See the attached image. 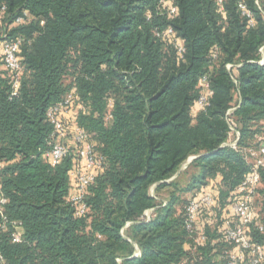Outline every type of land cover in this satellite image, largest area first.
I'll return each instance as SVG.
<instances>
[{"label": "trees", "instance_id": "1", "mask_svg": "<svg viewBox=\"0 0 264 264\" xmlns=\"http://www.w3.org/2000/svg\"><path fill=\"white\" fill-rule=\"evenodd\" d=\"M15 39V90L0 60V264H225L224 223H238L230 206L264 134V0H0V44ZM69 92V155L51 164L46 111ZM74 127L103 158L80 215ZM259 175L247 233L264 246ZM204 192L195 246L184 207Z\"/></svg>", "mask_w": 264, "mask_h": 264}, {"label": "built area", "instance_id": "2", "mask_svg": "<svg viewBox=\"0 0 264 264\" xmlns=\"http://www.w3.org/2000/svg\"><path fill=\"white\" fill-rule=\"evenodd\" d=\"M165 3V0H161ZM220 3L221 0H218ZM244 10V5H239ZM245 11V10H244ZM176 13V8L171 6L168 9V14ZM248 15V13H247ZM21 21V19H17ZM252 20L249 24H252ZM161 36H167L177 48L178 54L183 52V46L180 40H178L171 28L164 31ZM20 39L12 41H5L0 44V60L3 65L14 76V90L18 86V77L20 74L21 66L17 56ZM229 67V66H228ZM202 84V93L196 100V105L199 108H203L207 104L208 97L211 95V91L208 88L207 82L203 79L200 80ZM73 100V92H69L64 99L52 106L46 111L47 120L52 125V131L49 136V150L46 152V156L50 159L51 164H58L69 155V146L66 137V125L64 118L69 115V107ZM233 108L228 110V114L232 112ZM264 125V122H263ZM234 129L231 127L230 134H234ZM229 134V135H230ZM237 137V135L235 136ZM231 142L224 144L235 147L236 138ZM72 140L76 146L75 150V166L68 172L69 180L73 185L72 192L69 195V201L77 206L76 214L80 215L85 213L86 204L84 199L87 195V189L89 185L94 181L95 171L100 169L103 164V158L96 153L94 146L89 141V135L86 131L79 127H74L72 132ZM257 140L259 146L256 150H249L251 160L249 161L250 170L245 179L236 188V197L230 206L232 215L237 219L236 224H233L231 220H227L224 223L225 231L223 241L231 244L233 247L225 249L223 256L226 259L225 264H261L264 261V246L254 243L248 236L247 229L252 224L256 217V210L254 209V201L256 189L260 185L259 168L264 166V134L260 135ZM6 199L0 195V215L5 219L2 214L3 205ZM214 204V198L211 193L204 192L199 193L194 199H190L185 207V228L192 235L194 245L203 242L205 236L202 233L194 234L196 230V223H199L196 213L201 205L210 207ZM150 211L145 213L146 220L149 219ZM15 230L12 232L13 240L20 239V227L18 223ZM3 227V226H2ZM139 252L136 253L138 255ZM176 264H184L183 261Z\"/></svg>", "mask_w": 264, "mask_h": 264}, {"label": "water", "instance_id": "3", "mask_svg": "<svg viewBox=\"0 0 264 264\" xmlns=\"http://www.w3.org/2000/svg\"><path fill=\"white\" fill-rule=\"evenodd\" d=\"M224 146L226 145V144H223ZM195 158V156H191V157H189L183 164H182V166L180 167V169L178 170V172L183 168V167H186L190 162H191V160H193ZM155 186V185H154ZM151 190H153V188L151 189ZM136 249H137V247H136ZM138 252V249L136 250V253Z\"/></svg>", "mask_w": 264, "mask_h": 264}, {"label": "rangeland", "instance_id": "4", "mask_svg": "<svg viewBox=\"0 0 264 264\" xmlns=\"http://www.w3.org/2000/svg\"><path fill=\"white\" fill-rule=\"evenodd\" d=\"M233 139H234V138H233V135L230 134V135L228 136V141L231 142ZM248 160L250 161V160H251V157H248ZM184 169H185V167H183L180 171H182V170H184ZM164 194H165V192H163L162 195H164ZM255 203H256V202H255ZM254 209L256 210V205H254Z\"/></svg>", "mask_w": 264, "mask_h": 264}, {"label": "crops", "instance_id": "5", "mask_svg": "<svg viewBox=\"0 0 264 264\" xmlns=\"http://www.w3.org/2000/svg\"><path fill=\"white\" fill-rule=\"evenodd\" d=\"M232 135H233V133H232ZM235 137V135H233V138ZM228 141V140H227ZM229 142V141H228ZM188 179H184V181H187Z\"/></svg>", "mask_w": 264, "mask_h": 264}]
</instances>
